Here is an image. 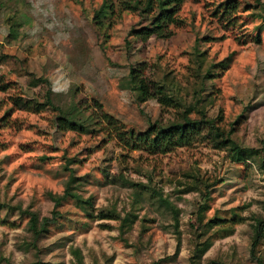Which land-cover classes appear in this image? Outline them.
<instances>
[{"label":"rangeland","instance_id":"rangeland-1","mask_svg":"<svg viewBox=\"0 0 264 264\" xmlns=\"http://www.w3.org/2000/svg\"><path fill=\"white\" fill-rule=\"evenodd\" d=\"M102 1L9 0L5 6L0 17V82L7 85L6 90L0 88V202L21 203L41 216L50 214L54 203L48 193H64L71 174L66 166L73 160L70 168L81 178L78 193L84 199L92 198L96 214L114 207L122 215L135 209L139 217L125 241L120 238V222L89 219L70 200L60 209L63 218L41 244L52 247L48 255L41 256L45 262L74 264L71 248L79 247L85 264H190L196 247L203 249L201 244L212 240L201 264H257L251 249L255 219L264 218L261 155L251 154L246 166L233 163L228 150L217 149L204 139L168 153L151 154L128 146L104 116L109 114L120 122V129L136 133L177 118L175 110L162 108L156 100L139 104L122 88V82L130 65L139 60L146 63L147 77L166 68L187 85L195 42L208 36L213 40L203 48L214 61L234 56L230 69L215 80L219 92L201 108L208 120L221 126L248 115L237 126V140L246 147H261L264 30L261 44L243 45L245 38H240L250 39L262 24L251 11L256 0H240L241 25L232 29L224 28L212 14L222 0H185L180 13L185 25L174 29L170 39L135 42L133 56L126 52L125 40L140 18L123 13L112 28L100 30L93 17ZM7 17L23 24L17 40L4 23ZM30 73L49 78L51 89L31 87ZM48 94L54 105L87 125L88 132L58 131L56 112L35 114L14 101L22 97L44 102ZM159 197L179 212L181 248L177 255L175 214ZM204 204L207 210H201ZM235 215L244 221L235 226L234 235L221 239L215 234L218 227L212 226L219 220L231 222ZM0 220H4L0 223V256L14 264H28L33 254L20 247L27 234V217L3 208ZM105 223L114 229L100 226ZM257 257L264 263V240ZM0 264L4 263L0 260Z\"/></svg>","mask_w":264,"mask_h":264},{"label":"trees","instance_id":"trees-1","mask_svg":"<svg viewBox=\"0 0 264 264\" xmlns=\"http://www.w3.org/2000/svg\"><path fill=\"white\" fill-rule=\"evenodd\" d=\"M8 2L9 0H0V17L6 11L5 6ZM184 4L185 0H103L99 8L94 11L93 23L100 30L104 28L110 29L112 28V22L116 18L121 17L123 13L136 14L140 19L136 25L130 28L125 40L126 52L129 56H133L135 42H146L152 37L170 39L175 35L174 29L185 25V21L180 17ZM241 6L240 0H222L214 5L212 14L223 24L224 28L232 29L241 25L239 15L242 10ZM247 6H250V4H247ZM254 6L256 11L251 9L254 14L253 16L260 18L262 24L257 27V34L252 35L251 38L249 37L250 39L247 40L245 35H241L240 38H245L242 41L243 45L249 42L262 43L261 32L264 30V1L256 0ZM4 23L9 26L10 36L17 40L23 24L15 21L13 17H7ZM211 40L213 39L208 36L196 40L190 54L191 67L188 74V82L184 86L176 80L173 71H169L166 68H161L158 74L151 78L145 74L147 67L144 61L136 60L135 63L130 65L129 73L122 82V88L130 91L139 104L146 103L149 100H156L162 108L175 110L177 118L167 124L156 123L150 126L147 131L136 133L133 129L130 131L124 130L123 127L120 129V122L109 114H105L104 116L108 120V124L112 125L128 146L133 147L135 150L147 151L151 154H164L178 148L192 146L198 140L204 139L212 142L217 149L228 150L229 158L233 163L246 166L248 164L247 159L252 156L251 154L261 155L264 163V143L259 148H251L242 145L237 140V126L247 119L248 115H240L237 120L228 124V126H221L217 122L208 120L201 108L207 100L214 97L216 92H219L215 89V80L230 69L234 56L230 55L220 62L214 61L209 56L208 49L203 48ZM22 63L24 67L28 68L26 60H23ZM29 82L31 87L40 85H46L50 89L52 87L49 78L39 77L33 73H30ZM6 87L7 85L5 86L3 82H0L1 90H6ZM14 101L22 110L35 114L48 110L56 112L55 125L58 131L88 132L87 125L76 121L70 114H66L61 107L54 105L49 94L46 96L44 102H39L35 99H24L22 97H17ZM74 162L73 160H69L66 166V170L70 171L71 174L66 183L64 193L62 195L48 193V197L54 203V209L50 214L41 216L32 207L24 209L21 203L13 205L7 202H0V210L8 208L18 211L28 219L27 234L24 236L22 245H20L26 252L33 254V260L28 264H50L45 262L41 256L48 255L52 251V247L51 245L41 247V244L49 237L51 228L57 225L63 218V213L60 209L70 200H74L75 205L85 212L89 219L120 222L121 239L128 241V236L132 234L133 226L139 217L136 210L126 211L125 215H122L117 208L112 207L101 210L96 214L92 198L84 199L78 193V181L81 178L77 177L76 171L70 168V165L74 164ZM122 177L125 178L124 175ZM139 186L147 187L146 185ZM159 198L172 208L175 214V228H177L179 242L177 255L180 253L181 248V236L179 235V221L177 217L179 212L168 201H163L161 197ZM208 207V204H204L201 210H207ZM243 221L242 217L235 215L231 222L219 220L217 223H214L212 228L217 226L218 230L215 234L224 239L234 235L235 226ZM255 221L251 255L252 258L257 260V264H264L261 258L257 257L258 246L264 240V218L257 216ZM0 223L4 224V220H0ZM100 226L110 231L114 229L108 223L101 224ZM145 230L146 227L144 226L143 231ZM215 234L213 235V239ZM211 241L207 240L201 244L203 249H200L199 246L196 247L194 256L190 258V264H201L204 253L212 244ZM71 253L75 258L74 264H85L84 255L79 247H72ZM0 260L4 264H14L10 259L2 255L0 256Z\"/></svg>","mask_w":264,"mask_h":264}]
</instances>
